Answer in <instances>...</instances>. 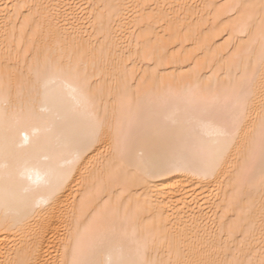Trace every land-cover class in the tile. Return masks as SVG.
Segmentation results:
<instances>
[{
  "label": "bare ground",
  "instance_id": "6f19581e",
  "mask_svg": "<svg viewBox=\"0 0 264 264\" xmlns=\"http://www.w3.org/2000/svg\"><path fill=\"white\" fill-rule=\"evenodd\" d=\"M232 2L234 0H0V26L10 19L11 24L17 25V40L19 24L24 22L23 15L17 19V4L53 6L42 10L37 17L41 31L37 33L35 44L41 50V61L45 50L53 60L58 59L61 49L67 48L74 36L81 42L80 51L85 54L86 61H100L95 70L87 69V76L96 87L104 89L101 114L106 104L110 120L114 124L117 120L122 122L125 131L130 118L126 101L123 106L121 103L125 95V77L132 83L133 74L143 76L147 70L151 77L153 70L158 73L156 85L148 95L139 98L138 104L135 89L130 90L134 122L129 158L141 164L137 173L140 182L128 187L110 184L106 165L112 154L107 143L97 144L85 153L58 193L53 203L54 215L34 208L31 197L19 215L13 212L6 216L2 207L6 195L11 199L21 194L19 172L26 161L39 160L53 169L59 167L62 159L57 141L71 125L51 88L47 95L41 90L39 94L25 93L17 97L13 85L7 114L0 105V259L28 256L29 236L33 232L38 233L33 241L36 247L31 254L33 260L39 264H60L63 259H70V230L74 233L79 226L83 232L87 228L92 220L89 213L96 209L97 201L101 208L105 203L109 208L119 205L121 217L126 211L130 218L139 215L138 230L153 225L162 227L165 221L171 220L185 230L190 244L199 243L205 228L219 235L222 218L227 222L235 219L231 213L225 215L234 174L226 171L205 180L191 170L160 165L186 126V101L190 93L182 86L191 84L193 89L197 85L204 88L210 79L215 83L226 67L232 27L227 10L220 6ZM104 4L130 7L113 15L111 21L105 12L101 29L98 22L101 13L95 6ZM50 31L54 35L46 40ZM8 32L10 38L11 25ZM65 34L67 40L63 39ZM29 37H25L26 47ZM9 46L14 54L15 45L0 33V71ZM146 48L155 49V63L143 58ZM221 82H224L222 77ZM14 114L26 117L30 135L27 144L7 129L6 123ZM33 126L40 129L36 136L31 135ZM145 168L155 169L154 174L143 175ZM131 171L137 170L132 168ZM7 175L15 177L16 183L6 182ZM254 199L258 205V192L254 193ZM224 230L227 231L226 223ZM164 237L161 231L159 238L164 240ZM167 247L165 240L160 253L164 259H167L164 252Z\"/></svg>",
  "mask_w": 264,
  "mask_h": 264
},
{
  "label": "snow or ice",
  "instance_id": "6c2138e0",
  "mask_svg": "<svg viewBox=\"0 0 264 264\" xmlns=\"http://www.w3.org/2000/svg\"><path fill=\"white\" fill-rule=\"evenodd\" d=\"M15 7L17 19L20 15L24 17V22L19 24V39L17 25L11 24L10 19L0 26L4 39H10L15 45L14 54L11 46L6 48L7 55L0 71V105L7 114L13 85L17 97L25 93L39 94L41 90L47 95L51 88L71 125L57 141L62 163L53 169L39 160L26 161L19 172L21 194L11 199L6 195L2 202L5 215L13 212L19 215L30 197L34 208L54 215L53 203L58 193L85 153L97 144L107 143L112 154L106 165L110 184L128 187L140 182L137 173L141 164L129 158L134 122L130 90L135 89L138 104L139 98L148 95L156 85L158 73L153 70L151 77L147 70L143 76L133 74L132 83L125 77V95L121 103L123 106L126 101L130 115L125 131L122 122L117 120L114 124L110 120L106 104L101 114L104 89L96 87L87 76V69L95 70L100 61H86L85 54L80 51L81 42L74 36L67 48L61 49L58 59L53 60L45 50L41 61V50L35 44L37 33L41 31L37 17L41 16L42 10L47 11L53 6L24 3ZM128 7L130 5H96L101 13L98 17L100 28L104 27L105 12L111 21L113 15ZM220 7L227 10L232 27L226 67L215 83L210 79L204 88L197 85L193 89L191 84L182 86L190 93L186 101V126L160 165L188 169L205 180L226 171L234 174L225 215L231 213L235 219L227 222L222 218L219 235L205 228L199 243L190 244L185 230L171 220L165 221L162 227L153 225L138 230L139 215L130 218L126 211L121 217L119 205L109 208L105 203L101 208L97 201L96 209L99 210L93 209L89 213L92 220L87 228L83 232L79 226L74 233L70 230L71 258L61 260L60 264H264V0H234ZM56 23L59 25L60 21L57 19ZM9 25L12 29L10 38ZM53 35L50 31L45 39ZM25 37H29L27 47ZM63 39L67 40L68 35L65 34ZM156 56L152 48H146L143 53L149 63H155ZM6 126L24 144L29 143V127L23 114H14ZM39 131V128L31 127L32 136ZM132 168L137 171H131ZM154 170L145 168L143 175H152ZM5 179L16 183L12 175ZM256 192L260 194L258 205L254 199ZM83 203L81 201L82 206ZM139 209L138 204V213ZM169 224H172L171 228ZM161 231L165 233L164 240L159 238ZM37 236L36 232L29 236L28 256L0 259V264H39L31 258L36 251L33 241ZM165 240L168 243L164 249L167 259L160 255ZM65 251L67 253L68 248Z\"/></svg>",
  "mask_w": 264,
  "mask_h": 264
}]
</instances>
